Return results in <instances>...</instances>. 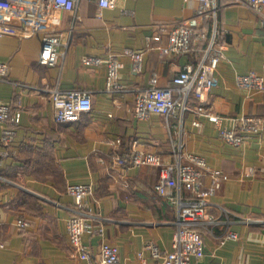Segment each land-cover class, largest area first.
Returning a JSON list of instances; mask_svg holds the SVG:
<instances>
[{
    "label": "crops",
    "instance_id": "obj_1",
    "mask_svg": "<svg viewBox=\"0 0 264 264\" xmlns=\"http://www.w3.org/2000/svg\"><path fill=\"white\" fill-rule=\"evenodd\" d=\"M213 1L215 16L197 25L192 22L199 0H116L114 8L77 0L74 11L22 0L20 10L5 18L15 33L0 34V63L8 68L0 104L11 113L19 110L21 122L7 158L1 157L7 148L0 125V264H92L71 246L67 223L75 216L91 225L83 238L91 256L105 243L118 249L121 264H162L149 247L162 254L173 250L177 209L155 190L159 168L119 160L140 151L171 164L180 147L228 178L208 197L217 225L198 228L205 255L190 264H264V92L237 84L240 76H264V6L256 12L247 0ZM179 28L193 32L190 50L164 54L169 32ZM47 34L61 38L58 66L40 63ZM199 35L202 41L196 42ZM211 43L222 58L207 111L221 124L180 110L168 118H136V97L153 87L174 88V78L196 68ZM135 52L143 53L140 72L130 57ZM112 62L121 65L113 82ZM54 91L89 94L92 110L79 122L58 124ZM188 105L194 110L198 104L190 97ZM242 117L261 118L262 131L247 134L241 147L222 141L218 126L230 129ZM202 181L208 193L211 176ZM76 185L92 189L83 209L68 193ZM227 231L238 240L222 243Z\"/></svg>",
    "mask_w": 264,
    "mask_h": 264
},
{
    "label": "built area",
    "instance_id": "obj_2",
    "mask_svg": "<svg viewBox=\"0 0 264 264\" xmlns=\"http://www.w3.org/2000/svg\"><path fill=\"white\" fill-rule=\"evenodd\" d=\"M41 6L54 10L74 11L77 0H36ZM249 7L258 12L264 6V0H247ZM22 0H0V34H13L15 30L5 26V18L18 12ZM116 0H99L100 8H114ZM196 19L192 25L205 17L215 16L213 0H199ZM169 42L162 52L166 55L186 54L194 40V34L189 28H179L169 32ZM202 41V36L196 38ZM64 57L61 51V38L56 34H47L43 38L40 53V63L45 66H58ZM134 70L141 71L143 53H131ZM222 52L209 45L206 54L196 68L187 67L185 71L174 78V88L160 89L153 87L136 97L135 116L139 120H146L151 115L168 118L177 110L183 113L192 111L198 115L212 118L221 124L222 119L208 112L209 96L217 86L215 72ZM86 64H99L98 60L85 59ZM121 65L118 62L110 63L109 81L117 78ZM8 68L0 63V81L7 76ZM264 72V68H263ZM238 87L251 93L264 92V76L250 74L237 78ZM30 89V88H27ZM192 97L197 101V107L192 110L188 100ZM54 106V120L58 124L76 123L81 115L92 110L91 96L77 92H51ZM21 122V112L15 110L11 113L10 106L0 104V125L4 126L1 142L7 148L1 153L2 158L12 154L10 145L15 138L14 127ZM11 126V127H9ZM263 129V120L257 117H242L232 122L231 128L218 126L219 137L222 141L241 147L247 142V134L258 133ZM174 161L164 164L158 155L135 151L120 159L121 165L130 167L154 166L159 168V179L155 190L160 197L166 198L170 205L177 209L176 232L173 238V250L162 254L156 248H151L156 259L162 264H190V259L204 257V241L198 233V228H206L216 224L214 215L208 212V197L215 194L226 181L227 176L220 172H210L203 159L183 152V148L174 150ZM209 175L212 178V188L208 193L203 190V178ZM68 193L73 196L78 206L83 209V198L92 194L89 186L76 185L68 188ZM25 227L27 223L19 221ZM91 225L87 218L75 216L67 223V230L74 252L82 260L91 261L92 264H121L118 249L115 246L102 244L96 256L89 254L83 238L90 231ZM102 232V229H99ZM222 243L227 240H238L234 232H226L221 236Z\"/></svg>",
    "mask_w": 264,
    "mask_h": 264
}]
</instances>
